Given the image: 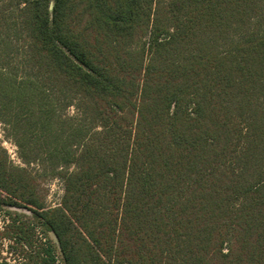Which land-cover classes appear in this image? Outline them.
I'll list each match as a JSON object with an SVG mask.
<instances>
[{
	"label": "trees",
	"instance_id": "16d2710c",
	"mask_svg": "<svg viewBox=\"0 0 264 264\" xmlns=\"http://www.w3.org/2000/svg\"><path fill=\"white\" fill-rule=\"evenodd\" d=\"M263 15L264 0H0L18 256L0 264H264Z\"/></svg>",
	"mask_w": 264,
	"mask_h": 264
},
{
	"label": "rangeland",
	"instance_id": "374dc122",
	"mask_svg": "<svg viewBox=\"0 0 264 264\" xmlns=\"http://www.w3.org/2000/svg\"><path fill=\"white\" fill-rule=\"evenodd\" d=\"M261 27L264 28V15L261 20ZM14 43L16 44V46H18V49L21 51V46L23 44V41L20 38H16V40H14ZM20 54L14 53L11 56L14 55V57L19 58ZM67 114L74 117L77 116L76 110L72 107L67 110ZM0 137H3V131L1 126H0ZM3 145L8 150L9 155L13 160V162L17 165L21 164V161L18 156L17 147L13 143L7 140H4ZM33 167H36V165H34ZM41 183H42V187L45 189L47 205L57 206L60 203L61 197L64 193L62 179L57 175L47 174L41 178ZM12 211L26 215V218L29 215L28 211L24 209H17ZM7 224L8 221L6 220L5 214L3 212H0V262L6 259V261L13 263L15 261L14 259H17L18 256L16 254L14 247H12L13 246L12 241H10L8 238L5 237V228Z\"/></svg>",
	"mask_w": 264,
	"mask_h": 264
}]
</instances>
